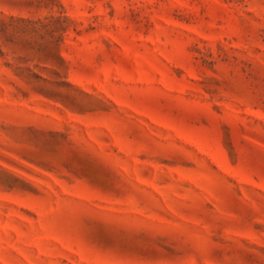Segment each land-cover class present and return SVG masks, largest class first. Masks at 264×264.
<instances>
[{
    "label": "rangeland",
    "instance_id": "obj_1",
    "mask_svg": "<svg viewBox=\"0 0 264 264\" xmlns=\"http://www.w3.org/2000/svg\"><path fill=\"white\" fill-rule=\"evenodd\" d=\"M0 264H264V0H0Z\"/></svg>",
    "mask_w": 264,
    "mask_h": 264
}]
</instances>
